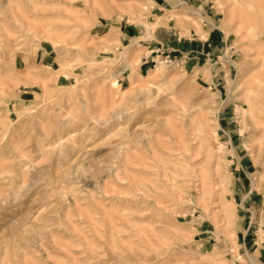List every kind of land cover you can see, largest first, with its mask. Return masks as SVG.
I'll use <instances>...</instances> for the list:
<instances>
[{"label": "rangeland", "instance_id": "374dc122", "mask_svg": "<svg viewBox=\"0 0 264 264\" xmlns=\"http://www.w3.org/2000/svg\"><path fill=\"white\" fill-rule=\"evenodd\" d=\"M167 1L0 0V264H264V0Z\"/></svg>", "mask_w": 264, "mask_h": 264}, {"label": "crops", "instance_id": "0c3cea01", "mask_svg": "<svg viewBox=\"0 0 264 264\" xmlns=\"http://www.w3.org/2000/svg\"><path fill=\"white\" fill-rule=\"evenodd\" d=\"M155 1L158 4L165 5V7L172 6V4L170 2H168L167 0H163V2H160L161 0H155ZM188 6L190 7V4H188ZM190 9H191V7H190ZM194 11H198V10H194ZM207 37L208 38L206 40H204L201 37H199L197 34L196 37L185 40V39L180 38L178 33L176 36H174V35L169 34L165 28H159L155 32V38L152 40L151 51L158 49L162 45L163 47H171L172 49H178L179 51L186 50V51H192L194 53H199L200 51H202V49H204L206 47V44L211 45L208 42L210 40V37L213 38V37H218V36L216 35V32L214 31V29H211L209 31V34ZM150 53H149L148 57L154 58V56L153 55L151 56ZM194 56H195V54H194ZM205 56H207V55H205ZM150 59H148L147 62H149Z\"/></svg>", "mask_w": 264, "mask_h": 264}, {"label": "bare ground", "instance_id": "6f19581e", "mask_svg": "<svg viewBox=\"0 0 264 264\" xmlns=\"http://www.w3.org/2000/svg\"><path fill=\"white\" fill-rule=\"evenodd\" d=\"M181 5H182V3H181ZM173 7L174 8H176V7H179V5H173ZM191 13H196V14H199L200 12H198V11H194V10H191ZM264 54V53H263ZM261 55H262V53H261ZM262 57H263V55H262ZM263 64V63H262ZM159 66V68H161L162 66L161 65H158ZM261 67H262V65H261ZM264 68V67H263ZM258 72V71H257ZM256 83H257V86L256 87H249L248 89H246L247 91H246V97L248 98V100H249V109H248V111H249V114L253 117L252 119H254V122L256 123V125H261V129H262V131H261V133H263L262 134V136L260 137L261 138V143H262V145H264V116H261V117H258L257 116V108H256V105L254 104V103H252L253 101L251 100V98H252V96L254 95H256V96H260L261 97V95L262 96H264V76H261V75H257V76H254V79H253ZM251 86H252V83H251ZM261 93H263V94H261ZM256 98V97H255ZM258 99V98H257ZM260 100V99H259ZM257 101V100H256ZM258 102V101H257ZM259 105H260V107H263L264 108V98H263V100H262V102H261V100L259 101ZM261 111H263L262 109H261ZM200 112L201 113H203L202 112V110H200ZM201 113H200V116H201ZM264 113V112H263ZM262 113V114H263ZM201 128V127H200ZM201 130V129H200ZM261 145V146H262ZM260 146V147H261ZM257 186V184L256 183H254V186H253V188H255ZM240 255V254H239ZM252 258V261H254L256 264H260L258 261H256L253 257H251Z\"/></svg>", "mask_w": 264, "mask_h": 264}, {"label": "built area", "instance_id": "2783aa9c", "mask_svg": "<svg viewBox=\"0 0 264 264\" xmlns=\"http://www.w3.org/2000/svg\"><path fill=\"white\" fill-rule=\"evenodd\" d=\"M194 52L192 51H179L178 49H172L171 47H159L156 50H152L150 55L155 58H161L162 61L168 65H190L194 59Z\"/></svg>", "mask_w": 264, "mask_h": 264}]
</instances>
